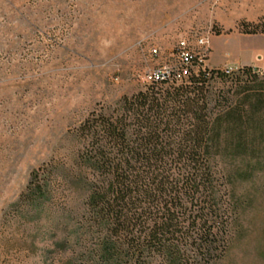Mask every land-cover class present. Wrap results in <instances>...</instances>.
I'll use <instances>...</instances> for the list:
<instances>
[{
    "label": "rangeland",
    "instance_id": "rangeland-1",
    "mask_svg": "<svg viewBox=\"0 0 264 264\" xmlns=\"http://www.w3.org/2000/svg\"><path fill=\"white\" fill-rule=\"evenodd\" d=\"M254 25H264V0H0V264H98L82 196L59 180L44 205L26 204L32 171L68 168L83 121L146 89L145 73L173 64L182 39L197 56L198 39H209L207 66L231 69L212 80L216 98L245 97L237 79L246 66L264 92V33ZM243 227L216 264H264V189ZM65 236L66 249L52 245Z\"/></svg>",
    "mask_w": 264,
    "mask_h": 264
},
{
    "label": "trees",
    "instance_id": "trees-1",
    "mask_svg": "<svg viewBox=\"0 0 264 264\" xmlns=\"http://www.w3.org/2000/svg\"><path fill=\"white\" fill-rule=\"evenodd\" d=\"M250 32L264 33V25ZM241 73L246 93L235 102L212 91V80L229 73L208 68L180 83H149L111 112L93 111L70 166L33 170L21 200L44 205L59 180L80 194L98 264L223 261L264 189L263 83L252 67ZM59 217L55 211L56 236ZM52 245L66 249L68 236Z\"/></svg>",
    "mask_w": 264,
    "mask_h": 264
},
{
    "label": "built area",
    "instance_id": "built-area-1",
    "mask_svg": "<svg viewBox=\"0 0 264 264\" xmlns=\"http://www.w3.org/2000/svg\"><path fill=\"white\" fill-rule=\"evenodd\" d=\"M198 46L203 50L197 54L194 47L186 40L179 41L177 49L174 53L175 62L150 68L144 76L147 84L159 81H170L180 83L189 78L192 73H198L200 69L206 70L210 67L205 63L207 57L206 51L209 48V39L201 37L198 39ZM151 56L158 55L157 48L149 50ZM226 73H230L231 69L226 67Z\"/></svg>",
    "mask_w": 264,
    "mask_h": 264
}]
</instances>
